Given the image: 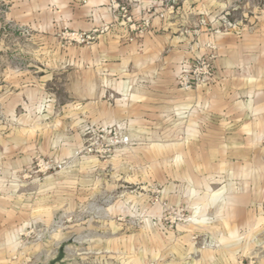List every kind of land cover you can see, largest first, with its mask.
I'll use <instances>...</instances> for the list:
<instances>
[{
  "label": "rangeland",
  "instance_id": "obj_1",
  "mask_svg": "<svg viewBox=\"0 0 264 264\" xmlns=\"http://www.w3.org/2000/svg\"><path fill=\"white\" fill-rule=\"evenodd\" d=\"M43 1L48 11L62 12L52 0H0V57L9 58L16 74L31 72L28 86L42 85L10 110L3 95L19 89L0 75V264H264V140L245 148L248 159L258 160L244 164V178L191 183L179 176L184 166H152L172 152L157 149L155 136L133 137L128 118L75 123L64 106L71 103L68 74L88 67L69 59L71 48L110 36L139 44L157 17L185 22L182 31L194 36L206 30L263 39L264 0H107L102 7L111 19L87 29L56 20L40 29L31 13L29 22L5 16L9 8L18 13ZM208 47L210 53L194 55L180 70L194 58L211 62L210 81L194 87L214 80L217 45ZM102 98L115 103L121 95L106 87ZM238 182L253 198L249 225L225 218L226 197L215 194Z\"/></svg>",
  "mask_w": 264,
  "mask_h": 264
},
{
  "label": "crops",
  "instance_id": "obj_2",
  "mask_svg": "<svg viewBox=\"0 0 264 264\" xmlns=\"http://www.w3.org/2000/svg\"><path fill=\"white\" fill-rule=\"evenodd\" d=\"M17 1L20 5L26 3ZM54 1L61 13L48 11L43 1L31 10L20 8L18 13L9 8L5 16L29 22L31 13L40 29L51 28L53 20L75 29H87L111 19L109 11L102 7L107 0H89L80 8L68 7V0ZM91 13L93 19L88 18ZM184 23L157 17L139 44H122L110 36L90 48H71L69 59L88 67L73 69L68 74L64 89L71 99V103L64 104L70 110L68 117L75 119V123H111L120 116L128 118L133 125V137L155 136L157 149L172 152L168 158L152 160V166H184L186 170H181L179 176L185 181L199 184L223 176L244 178V164L258 160L248 159L245 148L259 147L264 140V38L250 34L241 39L233 32L217 35L206 30L194 36L182 31ZM210 43L217 45L218 52L211 85L179 88L176 75L182 66L194 55L210 53ZM56 59L62 61L63 56L58 54ZM10 64L8 57H0V75L10 87L19 89L3 95L12 110L22 96L32 100L42 85L34 89L28 86L25 80L32 77L31 72L23 70L16 74ZM106 87L120 94L121 99L115 103L104 100ZM258 151L261 152L260 148ZM215 194L226 197V202L221 201L228 210L225 218L237 220L240 226L249 225L252 217L246 212L253 198L243 182L223 187ZM236 231H230L231 236L225 241H232ZM213 256H208L209 261Z\"/></svg>",
  "mask_w": 264,
  "mask_h": 264
},
{
  "label": "built area",
  "instance_id": "obj_3",
  "mask_svg": "<svg viewBox=\"0 0 264 264\" xmlns=\"http://www.w3.org/2000/svg\"><path fill=\"white\" fill-rule=\"evenodd\" d=\"M213 73L210 61L203 58H194L193 63L185 65L177 79L182 88L190 89L194 85L210 81Z\"/></svg>",
  "mask_w": 264,
  "mask_h": 264
}]
</instances>
